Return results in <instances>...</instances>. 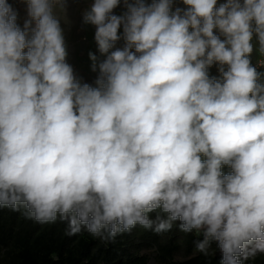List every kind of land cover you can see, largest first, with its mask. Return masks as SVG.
<instances>
[{
    "label": "clouds",
    "instance_id": "1",
    "mask_svg": "<svg viewBox=\"0 0 264 264\" xmlns=\"http://www.w3.org/2000/svg\"><path fill=\"white\" fill-rule=\"evenodd\" d=\"M181 3L93 0L88 83L66 0H24L22 23L0 0V209L104 245L175 225L193 256L264 254V0Z\"/></svg>",
    "mask_w": 264,
    "mask_h": 264
},
{
    "label": "trees",
    "instance_id": "2",
    "mask_svg": "<svg viewBox=\"0 0 264 264\" xmlns=\"http://www.w3.org/2000/svg\"><path fill=\"white\" fill-rule=\"evenodd\" d=\"M63 230L61 223L40 225L19 213L0 209V264H218L220 259V252L190 255L197 238L185 235L175 225L161 235L134 228L107 245L86 232L64 236ZM182 251L185 258L176 259ZM244 264H264V254Z\"/></svg>",
    "mask_w": 264,
    "mask_h": 264
},
{
    "label": "rangeland",
    "instance_id": "3",
    "mask_svg": "<svg viewBox=\"0 0 264 264\" xmlns=\"http://www.w3.org/2000/svg\"><path fill=\"white\" fill-rule=\"evenodd\" d=\"M10 4L18 12V23H22L24 17V0H8ZM93 0H66L67 3V17L68 24L61 22V26L64 30L65 43L67 46V62L81 73L82 80L84 82L92 83L95 78V73L90 70V60L88 58V52L92 51L96 53V45L93 39L94 26L84 25L81 22V14L83 10L88 7ZM122 2V0H121ZM98 54V53H97ZM256 53L252 54V60L255 61ZM210 75H216L212 68L209 69ZM227 169H225L226 171ZM183 243V239H180ZM215 245L213 246V248ZM211 251V250H210ZM150 251H146L149 253ZM217 250L213 254H218ZM259 254V253H258ZM185 258L184 251L179 252L176 259L183 260ZM153 264V263H152Z\"/></svg>",
    "mask_w": 264,
    "mask_h": 264
},
{
    "label": "built area",
    "instance_id": "4",
    "mask_svg": "<svg viewBox=\"0 0 264 264\" xmlns=\"http://www.w3.org/2000/svg\"><path fill=\"white\" fill-rule=\"evenodd\" d=\"M179 3H180L179 0H174V4L179 5ZM118 46H119V43H118ZM253 63H255V61H254ZM73 69H74L75 73H76L79 77H81V73L79 72V70H76L75 68H73ZM212 70H213V72H215V73L217 74L215 65L212 67ZM81 78H82V77H81Z\"/></svg>",
    "mask_w": 264,
    "mask_h": 264
},
{
    "label": "crops",
    "instance_id": "5",
    "mask_svg": "<svg viewBox=\"0 0 264 264\" xmlns=\"http://www.w3.org/2000/svg\"><path fill=\"white\" fill-rule=\"evenodd\" d=\"M148 2H150V0H148ZM179 2H180L179 5H180V6H183L182 3H181V0H179ZM222 2H223V0H217V4L222 3ZM122 10H123L122 7L118 6L117 8H115V9L113 10V12H114L115 14H119Z\"/></svg>",
    "mask_w": 264,
    "mask_h": 264
}]
</instances>
